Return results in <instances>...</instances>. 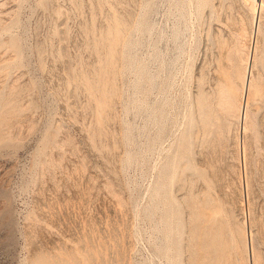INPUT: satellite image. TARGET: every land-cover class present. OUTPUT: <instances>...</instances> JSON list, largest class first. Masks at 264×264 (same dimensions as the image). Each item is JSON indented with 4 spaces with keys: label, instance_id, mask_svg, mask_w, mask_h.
I'll return each instance as SVG.
<instances>
[{
    "label": "rangeland",
    "instance_id": "obj_1",
    "mask_svg": "<svg viewBox=\"0 0 264 264\" xmlns=\"http://www.w3.org/2000/svg\"><path fill=\"white\" fill-rule=\"evenodd\" d=\"M250 1L0 0V264H264Z\"/></svg>",
    "mask_w": 264,
    "mask_h": 264
},
{
    "label": "bare ground",
    "instance_id": "obj_2",
    "mask_svg": "<svg viewBox=\"0 0 264 264\" xmlns=\"http://www.w3.org/2000/svg\"><path fill=\"white\" fill-rule=\"evenodd\" d=\"M250 2L253 5L254 22L257 24L259 14H260L261 10H263V8H264V2L262 0H251ZM254 22H253V24H254ZM248 59L250 60V58H248ZM247 70H248V68H247ZM252 86H253V79L252 78L250 79L249 77L246 76L244 79V82L242 83V95L241 96L243 99V104H241V108H240L239 116H238V121H241V119L243 121L245 118L246 106L248 105V101L250 98V90H251Z\"/></svg>",
    "mask_w": 264,
    "mask_h": 264
}]
</instances>
